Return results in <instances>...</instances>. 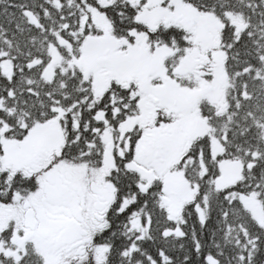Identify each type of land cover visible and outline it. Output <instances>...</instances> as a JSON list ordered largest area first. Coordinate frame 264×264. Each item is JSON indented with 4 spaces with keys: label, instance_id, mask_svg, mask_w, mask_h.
<instances>
[{
    "label": "snow or ice",
    "instance_id": "snow-or-ice-1",
    "mask_svg": "<svg viewBox=\"0 0 264 264\" xmlns=\"http://www.w3.org/2000/svg\"><path fill=\"white\" fill-rule=\"evenodd\" d=\"M0 264H264V0H0Z\"/></svg>",
    "mask_w": 264,
    "mask_h": 264
}]
</instances>
